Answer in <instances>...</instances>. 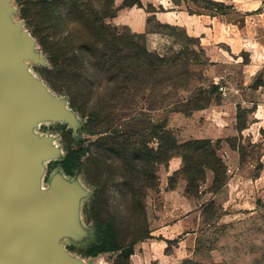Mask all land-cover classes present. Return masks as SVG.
Masks as SVG:
<instances>
[{
    "label": "rangeland",
    "instance_id": "obj_1",
    "mask_svg": "<svg viewBox=\"0 0 264 264\" xmlns=\"http://www.w3.org/2000/svg\"><path fill=\"white\" fill-rule=\"evenodd\" d=\"M25 12L20 0H0V91L10 92L5 102L10 117L4 125L9 142L0 154V167L6 172L0 180V197L16 212L13 218L0 221V235L11 248L8 255L19 264H135L133 254L86 253L98 240L90 217V206L99 190L96 184H105L108 177L103 209L118 222L121 240L135 242V251L143 242L161 239L151 232L161 223L164 203L160 186L167 165H159V187L148 190L142 199L145 216L112 183L110 172H116L117 165L113 166L111 159L98 158V162L86 154L74 175L62 168L67 145L95 152L98 148V136L86 132V119L72 107L68 90L80 88L87 94H98L97 108L113 106L114 124H123L121 128L135 140L149 141L155 149L159 140L151 133L166 124L179 141L212 136L210 140L229 167L240 166L244 184L261 173L264 128L252 123L259 104H264V92L261 100L248 96L260 88L264 91V67L251 78L241 76L238 68L228 77L221 61L210 59L199 37L183 27L167 28L164 31L171 38L156 48L142 39L127 37L131 51L146 48L165 57L166 63L151 83L134 81L119 95L117 84L107 86L92 68L78 66L84 78L76 81L54 67L37 33L43 26L33 19L32 11ZM69 26L77 36L76 23L71 21ZM79 71L74 77L81 74ZM222 85L226 92L220 89ZM106 94L115 95L117 101L111 102ZM242 125L246 128L239 130ZM231 148L238 153V161L229 156ZM104 161L109 166L101 176L98 170L105 169ZM211 172L209 179L206 175L205 181L198 183L197 195L186 194L202 205L187 237L192 255L177 264L187 259L204 264H264V186L217 190ZM183 179L179 176L178 182ZM182 239L183 234L166 240L165 252L170 253Z\"/></svg>",
    "mask_w": 264,
    "mask_h": 264
},
{
    "label": "trees",
    "instance_id": "obj_2",
    "mask_svg": "<svg viewBox=\"0 0 264 264\" xmlns=\"http://www.w3.org/2000/svg\"><path fill=\"white\" fill-rule=\"evenodd\" d=\"M20 1L24 6V12L32 11L33 19L38 20L43 26L37 33L42 46L51 57L53 66L58 67L62 74L66 73L70 78L77 79L76 81L83 76L78 66L87 70L92 68L97 71L100 81L107 86L117 84L119 95H124L134 81L151 83L150 79H155L166 63L165 57L146 48L140 52L131 51L129 48L131 43L127 37L139 38L144 42H147V38L145 34H135L129 30L122 33L110 22L117 13L115 0ZM137 3L140 4V0H126V4ZM71 21L76 23L75 29L79 32L77 36L76 32L73 34L70 29ZM131 70L135 72L130 73ZM78 71L81 74L74 77ZM136 71L137 75H135ZM48 80L55 88L51 79ZM67 94L72 107L86 119L85 123L88 126L86 132L98 136L96 152L89 148L86 150L84 147L75 148L71 144L66 146L67 153L61 161V166L68 175L75 174L82 164V157L86 154L90 159L98 162H100L98 158L111 159L113 166L117 165L118 170L110 172L113 175L112 183L131 200L132 207L143 213V216L146 215V210L142 199H145L148 190L159 187L157 173L159 165H168L175 156L182 158V166L170 176V188H175L178 177L182 176L187 182L186 194L197 195L198 183L205 181L207 170L213 171V183L218 185L217 190L226 185L228 170L226 163L218 153V147L214 146L210 139L179 141L165 124L151 133V136L159 140V146L155 149L149 146V141L135 140L126 128H121L123 124L118 126L114 124L116 118L113 106L103 107V105L102 108L99 106L97 108L98 94L94 92L87 94L80 88L68 90ZM104 96L111 102L117 101L113 94ZM100 100L105 102L103 97ZM89 108L90 112H88ZM245 127V125L238 126V129L243 130ZM104 166V170H98L101 176L106 173L109 165L105 162ZM107 179L105 184H96L99 190L90 206V217L98 230V240L86 250V253L97 256L101 253L117 252L122 257H130L134 252L135 242L121 240L118 222L110 211L103 209L105 201L103 195L106 193L110 178ZM194 191L196 194L193 193ZM106 214L108 217L105 216ZM182 264L204 263L187 259Z\"/></svg>",
    "mask_w": 264,
    "mask_h": 264
},
{
    "label": "crops",
    "instance_id": "obj_3",
    "mask_svg": "<svg viewBox=\"0 0 264 264\" xmlns=\"http://www.w3.org/2000/svg\"><path fill=\"white\" fill-rule=\"evenodd\" d=\"M140 2L126 4V0H115L117 13L110 22L120 30L145 34L147 44L154 48L171 38L164 29L183 27L192 35L199 37L201 45L205 47L212 61H221L228 77H232L238 68L241 76L251 78L264 67V0H206V2L140 0ZM209 2L218 5H211ZM245 57H248V61H244ZM263 92L260 88L250 92L248 97H252L251 100H261L259 96ZM257 112L252 125H257L261 130L264 128V104H259ZM200 138L213 141L209 134H203ZM230 155L238 161L236 150L231 148ZM221 157L226 163L227 174H230L225 188L260 189L264 186V166L252 182L244 184L239 173L240 166L236 164L229 167L226 158ZM181 166L182 158L175 156L165 168L160 186L164 203L161 223L151 232L153 236L158 235L161 239L138 245L132 255L135 264H177L182 258L192 255V249L189 248L191 243L187 237L194 230L199 204L202 203L186 195L185 179L179 181L175 188L169 187L170 176ZM209 175H212L211 171L207 172L208 179ZM182 234L184 239L180 240L178 246L170 253H166L168 246L166 240H172Z\"/></svg>",
    "mask_w": 264,
    "mask_h": 264
},
{
    "label": "water",
    "instance_id": "obj_4",
    "mask_svg": "<svg viewBox=\"0 0 264 264\" xmlns=\"http://www.w3.org/2000/svg\"><path fill=\"white\" fill-rule=\"evenodd\" d=\"M9 91H0V154L3 147L8 144L9 137L7 131L4 129V125L8 122L9 114L5 107V102ZM0 165H1V155H0ZM6 176V172L2 167H0V180ZM15 211L10 208L0 197V221L13 218L15 216ZM11 248L7 240L0 235V264H19L15 259L11 258L8 253Z\"/></svg>",
    "mask_w": 264,
    "mask_h": 264
},
{
    "label": "built area",
    "instance_id": "obj_5",
    "mask_svg": "<svg viewBox=\"0 0 264 264\" xmlns=\"http://www.w3.org/2000/svg\"><path fill=\"white\" fill-rule=\"evenodd\" d=\"M220 89L223 90L224 92H226L227 87L222 85V86H220Z\"/></svg>",
    "mask_w": 264,
    "mask_h": 264
},
{
    "label": "bare ground",
    "instance_id": "obj_6",
    "mask_svg": "<svg viewBox=\"0 0 264 264\" xmlns=\"http://www.w3.org/2000/svg\"><path fill=\"white\" fill-rule=\"evenodd\" d=\"M21 75H22V73L20 72V73H19V78L21 77Z\"/></svg>",
    "mask_w": 264,
    "mask_h": 264
}]
</instances>
